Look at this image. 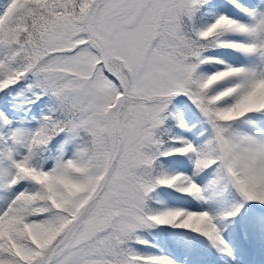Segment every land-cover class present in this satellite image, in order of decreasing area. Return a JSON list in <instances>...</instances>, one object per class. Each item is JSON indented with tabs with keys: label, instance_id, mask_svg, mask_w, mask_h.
Returning a JSON list of instances; mask_svg holds the SVG:
<instances>
[{
	"label": "snow or ice",
	"instance_id": "obj_1",
	"mask_svg": "<svg viewBox=\"0 0 264 264\" xmlns=\"http://www.w3.org/2000/svg\"><path fill=\"white\" fill-rule=\"evenodd\" d=\"M0 264H264V0H0Z\"/></svg>",
	"mask_w": 264,
	"mask_h": 264
}]
</instances>
